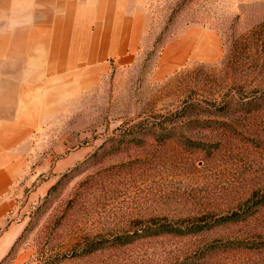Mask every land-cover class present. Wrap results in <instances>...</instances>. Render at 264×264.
<instances>
[{
	"label": "rangeland",
	"instance_id": "374dc122",
	"mask_svg": "<svg viewBox=\"0 0 264 264\" xmlns=\"http://www.w3.org/2000/svg\"><path fill=\"white\" fill-rule=\"evenodd\" d=\"M153 11L38 130L0 264H264V1ZM186 26L214 47L169 46Z\"/></svg>",
	"mask_w": 264,
	"mask_h": 264
},
{
	"label": "crops",
	"instance_id": "0c3cea01",
	"mask_svg": "<svg viewBox=\"0 0 264 264\" xmlns=\"http://www.w3.org/2000/svg\"><path fill=\"white\" fill-rule=\"evenodd\" d=\"M155 2L0 0V252L18 231L7 219L19 181L32 176L38 130L46 127L57 106L70 100L73 81L86 85L89 73L113 60L128 62L146 46ZM186 27L182 31L190 35L177 33L169 46L182 41L189 49L194 44L214 47L212 31Z\"/></svg>",
	"mask_w": 264,
	"mask_h": 264
},
{
	"label": "trees",
	"instance_id": "16d2710c",
	"mask_svg": "<svg viewBox=\"0 0 264 264\" xmlns=\"http://www.w3.org/2000/svg\"><path fill=\"white\" fill-rule=\"evenodd\" d=\"M226 218H228V217H226ZM171 230V229H170Z\"/></svg>",
	"mask_w": 264,
	"mask_h": 264
}]
</instances>
